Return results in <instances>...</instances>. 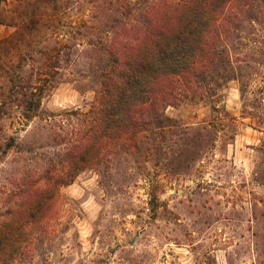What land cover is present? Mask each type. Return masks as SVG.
Masks as SVG:
<instances>
[{
	"label": "rangeland",
	"instance_id": "1",
	"mask_svg": "<svg viewBox=\"0 0 264 264\" xmlns=\"http://www.w3.org/2000/svg\"><path fill=\"white\" fill-rule=\"evenodd\" d=\"M169 1L0 0V224L13 229L0 264H264V0H233L196 90L160 80L138 133L99 144L61 185L107 49L140 34L143 5Z\"/></svg>",
	"mask_w": 264,
	"mask_h": 264
},
{
	"label": "trees",
	"instance_id": "2",
	"mask_svg": "<svg viewBox=\"0 0 264 264\" xmlns=\"http://www.w3.org/2000/svg\"><path fill=\"white\" fill-rule=\"evenodd\" d=\"M232 1L170 0L166 6L143 5L142 19L145 22L140 34L136 38L130 36L129 42L119 48L107 49L109 64L97 104L92 110L87 141L71 158L73 170L62 178V186L71 184L78 172L93 162L92 154L98 153L99 144L122 136L124 131L138 133L142 122L134 114L138 115L141 107L157 105L160 97L153 94L160 80L172 76L176 78L175 83L183 84L190 91L192 82L197 83L200 77H204L209 69L205 65L215 57V36L218 39L228 36V18L220 22L219 18ZM223 52L218 54L221 63L227 61L225 48ZM52 187L55 189V185ZM45 196L43 194L36 200L30 217L34 218L42 211ZM12 235V228L0 224V260Z\"/></svg>",
	"mask_w": 264,
	"mask_h": 264
}]
</instances>
